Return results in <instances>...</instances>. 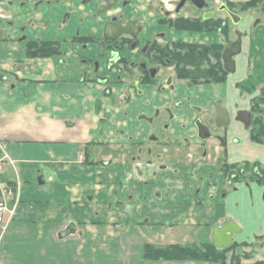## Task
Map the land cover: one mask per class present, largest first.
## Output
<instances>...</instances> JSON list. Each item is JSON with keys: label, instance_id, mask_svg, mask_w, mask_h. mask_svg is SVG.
Returning <instances> with one entry per match:
<instances>
[{"label": "crops", "instance_id": "obj_1", "mask_svg": "<svg viewBox=\"0 0 264 264\" xmlns=\"http://www.w3.org/2000/svg\"><path fill=\"white\" fill-rule=\"evenodd\" d=\"M102 5L0 0V199L7 186L16 203L7 227L0 223V264H213L146 259L143 247L212 242L229 221L240 228L236 241H264V183L228 186L221 170L223 162H263L261 144L234 120L206 140L194 125L213 117L215 101L232 119L249 109L248 47L223 84L172 78L163 88L167 69L138 94L125 71L108 66V51L73 42L102 37L115 13L132 18L121 2ZM138 8L141 42L166 30ZM35 39L58 42L62 55L28 57ZM121 55L138 60L134 50Z\"/></svg>", "mask_w": 264, "mask_h": 264}, {"label": "flooded vegetation", "instance_id": "obj_2", "mask_svg": "<svg viewBox=\"0 0 264 264\" xmlns=\"http://www.w3.org/2000/svg\"><path fill=\"white\" fill-rule=\"evenodd\" d=\"M139 1L145 6L147 12H150L158 19V23L162 27L169 31H175L174 33L176 35H170V32L163 30L147 38L144 42H141L139 36L143 27V23L141 22L143 11L138 8ZM247 1L249 0H102L103 5L101 9H104L106 6L112 7L118 2H121L123 7L129 8L132 11V18L126 17L123 11L115 13L104 23L102 37L97 39L93 36H74V39H90L87 42L79 40L75 42L80 44L94 42L102 51L103 49L108 51L111 55L108 66L118 69L120 72L125 71V76L132 80L133 88L138 94L142 93L141 85L154 84L157 81L158 72L162 71V73L166 74L167 69H169V74L165 78L166 84L163 88H172V78L183 80L192 86L223 84L226 82L228 75L235 73H228L223 68L222 54L224 49L235 42L240 35V53L233 57L236 71L237 66H240L241 60H243L244 39H248L250 42L248 46V64L252 60V56L250 57L251 41L255 39V28L259 23L264 24V18L257 15L260 13L264 16V0L256 2L253 6H244ZM240 12H244L245 15H241ZM231 14L234 15L236 20H233ZM246 18L252 19V26L253 28L255 27L254 30L249 31V29L244 30L242 28V24ZM180 25H185L186 28H179ZM181 32L189 33L187 36L195 37V39H183ZM177 33L180 34L177 35ZM218 36L223 38L221 42L213 41L212 39L207 41L197 39L199 37ZM177 44L220 46L219 60L216 61L214 58H211V63L212 65L219 64L227 74L225 80L222 82H204L202 80L192 82L188 78L178 76L175 70L176 65L171 61L170 57V55H173V52L181 51L180 48L176 47ZM125 48L134 50L138 54V60L123 57L121 51ZM202 67L206 68L207 64L204 63ZM188 68L191 69V67ZM220 109L224 110L223 113L225 115L223 114L219 118L217 110ZM211 111V116L213 117H206L205 119L198 118L195 121L194 125L197 129V135L199 133L197 123L205 127L208 132V137L205 139L200 138L198 135L201 140H206L211 137L221 138V133L230 126L232 120L242 123L236 120L237 112L241 111V109L236 111L232 119L228 110L219 101H215L211 106ZM249 112L251 113V111ZM226 117H228V120H226ZM219 123L223 124L219 125ZM251 123L252 113L250 125ZM226 165L233 164L223 162L221 165V170L227 179L228 186H234L237 182H241L242 178L236 179L237 173L235 168H230L228 171L227 169H223ZM240 173H243V171L241 170Z\"/></svg>", "mask_w": 264, "mask_h": 264}, {"label": "trees", "instance_id": "obj_3", "mask_svg": "<svg viewBox=\"0 0 264 264\" xmlns=\"http://www.w3.org/2000/svg\"><path fill=\"white\" fill-rule=\"evenodd\" d=\"M258 1L262 0H249L244 4V6H253ZM179 28H186V26L180 25ZM78 40L87 42L90 39H74V41ZM176 47L180 48L181 51L173 52V55H170V57L171 61L176 65L175 70L178 76L188 78L192 82H197L198 80H202L204 82H222L225 80L227 74L222 70L219 64L212 65L211 63V58H214L216 61L219 60L220 46L177 44ZM26 54L30 58L50 57L54 55L61 56L62 51L59 43L56 41H43L41 39H36L26 44ZM204 63L207 64L206 68L202 67ZM188 67H191V69ZM259 100L261 99L257 97L252 99V106L250 109L251 113L255 114L263 112L260 108L261 104L259 103ZM249 135L251 141L257 143L264 141V115L263 117H255L252 119ZM236 167L238 166L226 165L223 169H227L228 171L230 168L237 169ZM241 170L243 173H240ZM236 173V179L244 178L249 181L254 180L264 183V168L258 170L257 172H248L244 170V168H238ZM237 245V242H234L230 246L218 248L213 244V242L192 243L185 245L173 244L167 246H154L146 244L143 247V255L144 258L152 260H202L216 264H226V252L233 249V247H236ZM230 264H240V262L236 259V257H232L230 258ZM251 264H264V261L257 260Z\"/></svg>", "mask_w": 264, "mask_h": 264}, {"label": "rangeland", "instance_id": "obj_4", "mask_svg": "<svg viewBox=\"0 0 264 264\" xmlns=\"http://www.w3.org/2000/svg\"><path fill=\"white\" fill-rule=\"evenodd\" d=\"M245 1V0H243ZM238 12V10H236ZM241 15H245L244 12H240ZM259 17L264 18V16L260 13L257 14ZM259 23L254 31V37L255 39L251 41V54L250 57L252 58L251 61L247 64L248 72L250 73L247 75V71L244 74V79L242 82V95L243 99L247 97L249 99V109L250 111L252 106V99L257 97L261 100H259V103L261 104L260 108L262 109V113L258 112L253 114L252 113V119L255 117H263L264 115V24ZM242 28L244 30L249 29V31L254 30L252 26V19L246 18V20L242 24ZM250 44L249 40L246 39L244 42L245 47H248ZM246 77V78H245ZM263 114V115H262ZM250 129V126L248 127V131ZM264 140V139H263ZM261 144L260 147L257 149V153L260 157V159L263 162H242L240 166L236 167L238 168H244V170L248 172H257L258 170H261L264 168V141L259 143ZM243 182H251V183H262L263 182H257V181H249L247 179H242ZM256 239H259L257 237H254ZM237 242V246L233 247V249L226 252L227 260L226 264H230V258L236 257L237 260H239L240 264H251L256 262L257 260H263L264 261V241L262 240H251L250 242H241L236 241L233 239V242ZM200 243V242H196ZM202 243V242H201ZM246 243V244H245ZM213 263V262H210ZM214 264V263H213ZM216 264V263H215Z\"/></svg>", "mask_w": 264, "mask_h": 264}, {"label": "water", "instance_id": "obj_5", "mask_svg": "<svg viewBox=\"0 0 264 264\" xmlns=\"http://www.w3.org/2000/svg\"><path fill=\"white\" fill-rule=\"evenodd\" d=\"M231 16L233 20H236L233 14H231ZM124 29H121V30H124ZM240 49H241L240 35L238 36L235 42L231 43L228 47L224 49V52L222 54L223 68L228 73L235 72V62H234L233 57L240 53ZM217 111H218V115L220 118L224 114L223 113L224 110L220 109ZM236 116H237L236 120L241 121L246 128L250 126L251 113L248 110L238 111ZM226 120H228V117H226ZM220 124H223V123H219V125ZM197 125L199 129V133H198L199 137L204 138V139L207 138L208 137L207 129L203 127L202 125H200V123H197ZM239 231H240V228L238 227V225L234 221H229L228 223L222 226H217L213 229L212 242L218 248L230 246L233 242V236L239 233ZM64 232L65 233L68 232V229L65 230Z\"/></svg>", "mask_w": 264, "mask_h": 264}, {"label": "built area", "instance_id": "obj_6", "mask_svg": "<svg viewBox=\"0 0 264 264\" xmlns=\"http://www.w3.org/2000/svg\"><path fill=\"white\" fill-rule=\"evenodd\" d=\"M3 196L5 198L0 199V223L7 227L12 217L15 214L16 203L10 202L13 193L7 186L3 187Z\"/></svg>", "mask_w": 264, "mask_h": 264}]
</instances>
